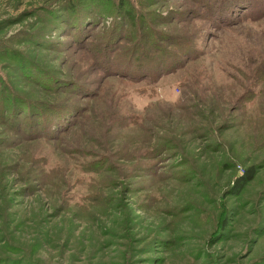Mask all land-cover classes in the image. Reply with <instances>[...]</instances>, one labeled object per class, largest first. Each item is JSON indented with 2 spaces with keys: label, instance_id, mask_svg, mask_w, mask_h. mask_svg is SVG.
I'll list each match as a JSON object with an SVG mask.
<instances>
[{
  "label": "rangeland",
  "instance_id": "374dc122",
  "mask_svg": "<svg viewBox=\"0 0 264 264\" xmlns=\"http://www.w3.org/2000/svg\"><path fill=\"white\" fill-rule=\"evenodd\" d=\"M0 264H264V0H0Z\"/></svg>",
  "mask_w": 264,
  "mask_h": 264
},
{
  "label": "trees",
  "instance_id": "16d2710c",
  "mask_svg": "<svg viewBox=\"0 0 264 264\" xmlns=\"http://www.w3.org/2000/svg\"><path fill=\"white\" fill-rule=\"evenodd\" d=\"M256 176V170L254 167L246 169L242 176H240L233 187L232 193L240 192L248 183L252 182Z\"/></svg>",
  "mask_w": 264,
  "mask_h": 264
}]
</instances>
